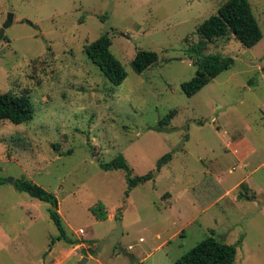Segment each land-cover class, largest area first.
Returning <instances> with one entry per match:
<instances>
[{"label": "rangeland", "instance_id": "rangeland-1", "mask_svg": "<svg viewBox=\"0 0 264 264\" xmlns=\"http://www.w3.org/2000/svg\"><path fill=\"white\" fill-rule=\"evenodd\" d=\"M227 1L0 0V29L13 16L0 41V93L27 94L33 107L28 122H0V264H174L211 230L240 241L234 264H264V0H248L262 39L207 43L231 68L191 97L181 90L197 71L185 49ZM105 33L126 72L119 86L84 52ZM139 50L158 60L136 74ZM167 153L128 197L125 172L100 168L122 154L142 176ZM20 178L56 196L79 245L51 244L50 206L15 190ZM99 202L103 221L90 212Z\"/></svg>", "mask_w": 264, "mask_h": 264}, {"label": "trees", "instance_id": "trees-1", "mask_svg": "<svg viewBox=\"0 0 264 264\" xmlns=\"http://www.w3.org/2000/svg\"><path fill=\"white\" fill-rule=\"evenodd\" d=\"M196 34L199 40L185 49V54L190 57L192 64L197 68L194 77L181 84V90L187 97L193 96L207 85L210 80L223 71L229 70L234 62L230 56L206 54L204 51L207 43L232 34L244 47L251 48L263 37L248 0H228L218 9L216 15L209 17L197 27ZM111 46L112 41L108 34L105 33L86 45L84 52L113 86H119L125 80L126 72L121 62L111 52ZM157 60V53L139 50L132 59L130 67L136 74H141L154 65ZM261 70L264 74V66ZM175 115L176 111L172 110L164 118L160 119L157 124V130L165 131ZM32 118L33 107L27 94L0 93V122L8 121L14 125H20L30 121ZM171 158V153L165 154L157 161L153 172H148L142 176H132V171L122 154H118L107 164H100V168L105 171L122 170L125 172L126 197H128L129 192L133 188L153 180L155 174L161 170L163 165L170 162ZM4 183L5 180L0 178V185ZM13 187L18 192L26 193L31 198L49 204V218L59 233L55 239L51 240V244L56 241H64L72 246L80 244L76 240L69 239L63 220L58 213V200L53 193L25 178L16 179L13 182ZM243 197L249 199L247 196ZM90 212L97 221H103L108 218L105 207L100 202L92 206ZM239 244H226L216 238L215 232L211 230L208 236L180 256L174 264H234Z\"/></svg>", "mask_w": 264, "mask_h": 264}, {"label": "water", "instance_id": "water-1", "mask_svg": "<svg viewBox=\"0 0 264 264\" xmlns=\"http://www.w3.org/2000/svg\"><path fill=\"white\" fill-rule=\"evenodd\" d=\"M13 22V16L12 14H9L7 17L6 22L3 24L2 28L0 29V41L3 39L4 37V32L5 30L11 26ZM13 181H11L12 183ZM113 235L116 236L118 239H120V237L122 236V228H121V222L119 220H117L116 223V229L113 231ZM87 262V258L84 257L81 259L80 262H78L77 264H85Z\"/></svg>", "mask_w": 264, "mask_h": 264}, {"label": "crops", "instance_id": "crops-1", "mask_svg": "<svg viewBox=\"0 0 264 264\" xmlns=\"http://www.w3.org/2000/svg\"><path fill=\"white\" fill-rule=\"evenodd\" d=\"M220 199H222V197H221V198L219 197V199L215 201V204H216V202L218 203V202L220 201ZM182 232H183V231H182ZM139 241L142 242V239H140ZM242 241H243V240H242ZM166 244H167V242H165V243L163 244V246L166 245ZM241 244H242V242H241ZM131 248H132V247H131ZM130 250H131V249H130ZM88 260H89V258H87V261H88ZM142 260H143V259L140 260L141 263H142Z\"/></svg>", "mask_w": 264, "mask_h": 264}, {"label": "built area", "instance_id": "built-area-1", "mask_svg": "<svg viewBox=\"0 0 264 264\" xmlns=\"http://www.w3.org/2000/svg\"><path fill=\"white\" fill-rule=\"evenodd\" d=\"M79 234H83V230H79ZM129 248H131V247H129Z\"/></svg>", "mask_w": 264, "mask_h": 264}]
</instances>
